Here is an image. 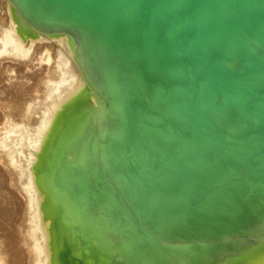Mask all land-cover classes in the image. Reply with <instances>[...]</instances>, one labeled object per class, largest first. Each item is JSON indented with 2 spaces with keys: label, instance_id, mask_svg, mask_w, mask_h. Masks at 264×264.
I'll return each mask as SVG.
<instances>
[{
  "label": "bare ground",
  "instance_id": "bare-ground-1",
  "mask_svg": "<svg viewBox=\"0 0 264 264\" xmlns=\"http://www.w3.org/2000/svg\"><path fill=\"white\" fill-rule=\"evenodd\" d=\"M6 2L22 42L59 46L37 262L264 264V0H213L218 30L199 0Z\"/></svg>",
  "mask_w": 264,
  "mask_h": 264
},
{
  "label": "rangeland",
  "instance_id": "rangeland-1",
  "mask_svg": "<svg viewBox=\"0 0 264 264\" xmlns=\"http://www.w3.org/2000/svg\"><path fill=\"white\" fill-rule=\"evenodd\" d=\"M9 16L6 0H0V231L4 235L11 232L14 244L18 246L21 255V264H45L37 262L41 258V244L43 245L44 238L37 232L41 215L38 201L33 197L34 179L31 168L36 161L37 157L35 156L41 149L45 132L54 115L52 104L53 78L49 76L47 79V74L54 65L53 62L57 58L59 46L53 40H51L52 42L45 41L44 44L35 43L36 39L22 42L18 34L15 33ZM4 33L7 37H4ZM10 34L11 36H9ZM8 37H11L12 41L6 43L5 48H3L2 46ZM44 48L48 49L50 53L49 58L51 59L48 63L45 61L49 60L44 56L48 57L49 53L45 52L46 49ZM27 50L31 52V55ZM1 53L4 54L1 56ZM39 55L42 56L43 61H39ZM14 56L17 58L15 59ZM12 82L16 84L14 85ZM17 85L19 88L24 87L23 94L22 89L20 88V90ZM48 87L52 90H49ZM16 88L21 91L22 95ZM46 93L48 94L46 95ZM8 99L11 100L8 101ZM48 106L49 108H46ZM41 115L42 117H40ZM37 241L40 244H37ZM39 246L41 247L39 248Z\"/></svg>",
  "mask_w": 264,
  "mask_h": 264
},
{
  "label": "water",
  "instance_id": "water-1",
  "mask_svg": "<svg viewBox=\"0 0 264 264\" xmlns=\"http://www.w3.org/2000/svg\"><path fill=\"white\" fill-rule=\"evenodd\" d=\"M169 0H158V3H156V6H158V4H163V3H167ZM201 3L200 6V16L203 20L207 21L209 24H211L213 27H217L215 30L218 29H222L223 27H219V25H217L216 21V15H217V11H215L211 6H212V2L213 0H199ZM154 3V1H153ZM150 4V5H153ZM200 18V17H199Z\"/></svg>",
  "mask_w": 264,
  "mask_h": 264
}]
</instances>
